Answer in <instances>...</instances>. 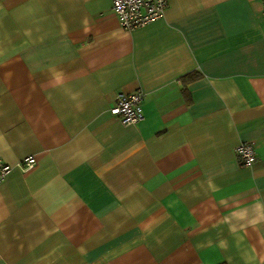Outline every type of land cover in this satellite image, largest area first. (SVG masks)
<instances>
[{"label": "crops", "instance_id": "0c3cea01", "mask_svg": "<svg viewBox=\"0 0 264 264\" xmlns=\"http://www.w3.org/2000/svg\"><path fill=\"white\" fill-rule=\"evenodd\" d=\"M167 2L0 0V264H264L263 1Z\"/></svg>", "mask_w": 264, "mask_h": 264}, {"label": "built area", "instance_id": "2783aa9c", "mask_svg": "<svg viewBox=\"0 0 264 264\" xmlns=\"http://www.w3.org/2000/svg\"><path fill=\"white\" fill-rule=\"evenodd\" d=\"M262 1L264 9V0ZM167 7V0H112V12L118 18L121 28L128 32L145 28L162 19ZM144 98L145 95L141 91L130 94L121 93L117 96L111 113L124 126L136 125L144 119L142 107ZM236 154L245 167H253L256 161L253 143H241L236 147ZM35 165L36 160L33 157H28L21 162L24 170H30ZM11 170L10 165L0 160V184Z\"/></svg>", "mask_w": 264, "mask_h": 264}]
</instances>
